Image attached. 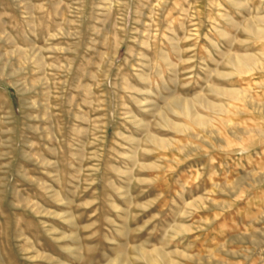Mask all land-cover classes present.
<instances>
[{"label":"rangeland","instance_id":"1","mask_svg":"<svg viewBox=\"0 0 264 264\" xmlns=\"http://www.w3.org/2000/svg\"><path fill=\"white\" fill-rule=\"evenodd\" d=\"M263 17L0 0V264H264Z\"/></svg>","mask_w":264,"mask_h":264},{"label":"bare ground","instance_id":"2","mask_svg":"<svg viewBox=\"0 0 264 264\" xmlns=\"http://www.w3.org/2000/svg\"><path fill=\"white\" fill-rule=\"evenodd\" d=\"M260 19H261V21H264V17H263V18H260ZM263 23H264V22H263ZM252 30H253V28H252ZM253 31H254V30H253ZM255 33H256V34H261V31H260V30H256ZM262 35H263V34H262ZM250 59H251V58H250L249 56H242V57H240V56H235L234 59H233V60H234L233 62H234V64L237 65L238 67H240V65H241V66H244V65L247 66L248 63L251 62ZM252 59H253V58H252ZM252 62H253V61H252ZM257 62H258V61H257ZM230 63H231V62H230ZM241 68H242V67H241ZM225 91H226V90H225ZM227 93H228V92H227ZM229 93H230V92H229ZM231 94H232V93H231Z\"/></svg>","mask_w":264,"mask_h":264}]
</instances>
